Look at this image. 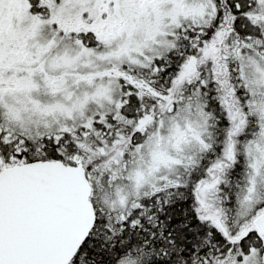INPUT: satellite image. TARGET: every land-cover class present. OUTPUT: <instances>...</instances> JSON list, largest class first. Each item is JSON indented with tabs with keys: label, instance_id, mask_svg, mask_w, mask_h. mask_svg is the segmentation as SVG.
Segmentation results:
<instances>
[{
	"label": "snow or ice",
	"instance_id": "1",
	"mask_svg": "<svg viewBox=\"0 0 264 264\" xmlns=\"http://www.w3.org/2000/svg\"><path fill=\"white\" fill-rule=\"evenodd\" d=\"M0 264H264V0H0Z\"/></svg>",
	"mask_w": 264,
	"mask_h": 264
}]
</instances>
